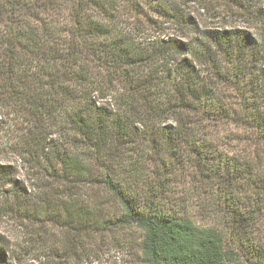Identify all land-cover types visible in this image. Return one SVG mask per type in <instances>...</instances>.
Listing matches in <instances>:
<instances>
[{
    "label": "trees",
    "instance_id": "trees-1",
    "mask_svg": "<svg viewBox=\"0 0 264 264\" xmlns=\"http://www.w3.org/2000/svg\"><path fill=\"white\" fill-rule=\"evenodd\" d=\"M190 1L204 18L174 0H0V100L19 118L56 126L57 143L43 126L29 127L20 144L40 169L41 212L65 209L84 227H136L135 264H224L237 248L264 264V240L254 234L264 218V95L254 80L239 115L253 140L247 150L231 153L199 132L232 115L219 86L243 84L262 59L249 27L264 35V6ZM145 8L180 36L134 40L124 12ZM235 10L242 25L231 24ZM10 169L0 164L7 182ZM91 187L118 211L102 215L97 198L86 210L80 196ZM0 264H12L4 248Z\"/></svg>",
    "mask_w": 264,
    "mask_h": 264
},
{
    "label": "rangeland",
    "instance_id": "rangeland-1",
    "mask_svg": "<svg viewBox=\"0 0 264 264\" xmlns=\"http://www.w3.org/2000/svg\"><path fill=\"white\" fill-rule=\"evenodd\" d=\"M174 2L184 10L194 11L196 17L204 18L202 15L204 11L196 9L197 5H194V2L190 0H174ZM219 2L213 0L214 4ZM258 5L264 6V0H259ZM237 12L235 10V15L230 18L232 26L242 25L240 23L242 18ZM215 14L218 19L217 10ZM121 25L136 41L151 40L157 35L172 32L180 36L178 28L165 16L148 8L138 14L124 12ZM249 28L258 37V49L262 59L253 65L251 73H248L249 77L244 78L243 84L232 82L219 86V92L223 93L222 97L229 105L232 115L217 122L214 119L208 120L199 130L202 135L213 133L217 142H222L220 146L231 153L242 154L243 147L247 150L245 146L250 144L247 142H253L248 137L249 127L243 126L239 116L243 110L242 106H248L252 102L249 79L254 80L255 88H259L264 95V35L257 27L250 25ZM5 104L8 103L0 100V164L11 165V175L8 182L7 179L0 177V248L5 249L10 262L12 264H135V252L142 237L141 231L136 227L120 230L102 229L98 226L84 227L70 222L65 209L58 208L55 211L50 208L52 210L42 212L39 210L42 193L41 180L38 176L40 169L37 163L20 155V144L24 132H27L29 127H33L32 131L39 132L43 126H48L46 132H43L48 134V142L57 143L56 126L52 124V120L38 123L31 121L26 115L19 118L10 107L6 108ZM258 151L264 154V149ZM13 180L17 181V184ZM177 185V194H183L185 182L180 180ZM106 196L103 192H99L97 187H91L89 191L81 192L80 201L84 202V208L87 210L93 207L94 198L99 199V210L102 215L107 216L109 213L117 212L118 207ZM62 198L68 199L67 194ZM196 201L193 198L190 200V206L193 208L194 205L193 212H198ZM27 209L33 212L37 210L36 215L30 212L26 215L24 212ZM54 212L59 213L56 219ZM200 217L201 215L195 214L197 220H200ZM255 227L254 234L258 241L262 242L264 218L260 219ZM235 251L234 258L226 260L224 264H252L251 259L243 251L238 248Z\"/></svg>",
    "mask_w": 264,
    "mask_h": 264
}]
</instances>
